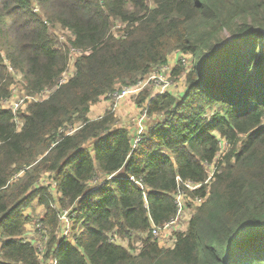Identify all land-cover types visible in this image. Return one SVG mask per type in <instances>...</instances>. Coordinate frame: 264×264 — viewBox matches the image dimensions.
Wrapping results in <instances>:
<instances>
[{
	"label": "trees",
	"instance_id": "obj_1",
	"mask_svg": "<svg viewBox=\"0 0 264 264\" xmlns=\"http://www.w3.org/2000/svg\"><path fill=\"white\" fill-rule=\"evenodd\" d=\"M263 40L264 0H0V264H264ZM177 54L187 90L137 96L140 138L111 110L89 118ZM20 75L28 97L50 94L3 109ZM179 193L195 209L164 248L152 232ZM35 204L42 258L25 237Z\"/></svg>",
	"mask_w": 264,
	"mask_h": 264
},
{
	"label": "rangeland",
	"instance_id": "obj_2",
	"mask_svg": "<svg viewBox=\"0 0 264 264\" xmlns=\"http://www.w3.org/2000/svg\"><path fill=\"white\" fill-rule=\"evenodd\" d=\"M124 29L121 25H117L114 29L115 34L118 35V30ZM61 33H58L60 35ZM61 41L64 39L63 37H58ZM264 41V40H263ZM76 53H74L73 58L71 59L69 66L67 68V72L65 74V77L70 79L75 74V68L74 63L76 61ZM175 67L182 65L186 69H190L192 67V59H188L187 57H183L181 54H177L173 57L171 61V65L157 71L159 75H163V77H159L157 75H152L148 78H146L144 81H140V84H137L135 87H127L126 89L134 90L133 93L127 94L125 96H122L121 98L117 96L122 93L112 94L107 97L108 99L106 102L108 103L109 111L115 113L117 116V120L119 121L118 126L119 127H128L130 131L137 135V139L140 138L145 130L146 125L148 124L147 121L149 120L147 117L146 111L143 109H139L137 105L135 104L136 101H134L137 96L142 93L143 91H148L150 93V97H157L161 94H167V93H176L178 96H183L187 90V84L184 79V77H180L179 79L173 80L171 78L172 70ZM172 68V69H171ZM156 73V72H155ZM161 78V81L153 80L154 78ZM15 79L17 82L14 84V86L11 88L12 95L9 100L4 101L1 106L3 109H11L16 111H24L28 107L27 105L29 103H32L34 101H42L48 98L50 92L45 91L43 94L30 98L27 96V93L23 87L24 80H22L21 75L15 76ZM166 84H169L168 86ZM136 91V92H135ZM105 101H101L97 105L93 106V108H102L105 105H107ZM17 103H20L19 106H15ZM91 109L90 118L93 117ZM214 111H210V115H214ZM23 113V112H22ZM224 147V144H223ZM216 169L215 166L211 167L210 176H213V172ZM46 181V180H45ZM54 187V186H53ZM49 192L53 193L52 187H48ZM196 202V201H195ZM185 209H182L181 215L176 220V223L162 231L161 234H158L157 236H154V239L158 241V243L164 247V248H172L174 246V234L176 232H186L189 226V221L191 216L193 215L195 207H189L187 206L185 200ZM199 205V203L196 202L195 206ZM26 215H29L31 217V222H29L27 225L29 226V229L26 230L25 237L30 241L33 242L34 247L39 250V256L42 258V254L45 251L44 242L42 241V232H41V224L38 223L43 217H44V208L33 205L32 208L28 210ZM71 215L69 212L65 215L66 221L63 222V232L64 235L60 236L61 239L68 238L72 234V221H71ZM60 239V240H61ZM145 239L144 235L136 236L133 240L134 242V250L138 251L141 248L142 241ZM117 243H120L121 245L128 247L129 242L128 241H122L120 239L117 240Z\"/></svg>",
	"mask_w": 264,
	"mask_h": 264
},
{
	"label": "built area",
	"instance_id": "obj_3",
	"mask_svg": "<svg viewBox=\"0 0 264 264\" xmlns=\"http://www.w3.org/2000/svg\"><path fill=\"white\" fill-rule=\"evenodd\" d=\"M164 68H166V67H164ZM164 68H162V69H164ZM162 69H159V70H162ZM159 70H157V71H159ZM157 71H155L153 74H151L150 76H152V75H157V76H159V77H163V75H159L158 74V72ZM67 72V71H66ZM66 74V73H65ZM65 74H63V76H62V78H61V80H60V85H63V84H65L69 79L67 78V77H65ZM149 76V77H150ZM154 78L153 80H157V81H161V78ZM141 82H139L138 84H140ZM167 86L169 85V84H166ZM138 86V85H137ZM133 91L134 90H131V89H126L125 91H123V93L122 94H120V95H118L117 96V98L118 97H122V96H125V95H127V94H131V93H133ZM136 92V91H135ZM117 94V93H116ZM161 95H165V94H161ZM161 95H159V96H161ZM159 96H157V97H159ZM32 98V97H31ZM152 98H156V97H152ZM19 104L20 103H17L15 106H19ZM14 112H17L16 110H14ZM146 113V112H145ZM216 172V169L214 170V172H213V174ZM188 188H190V189H195V187H192L191 185H186ZM197 188V187H196ZM196 202L197 203H199V204H201L202 203V200H200V199H198V200H196ZM176 204H177V214H176V217L170 222V223H168L167 225H165V227H163V228H155L154 230H153V235H155V236H157L158 234H161L162 233V231L164 230V229H166V228H168V227H170V226H172V225H174L175 223H176V220L178 219V217L181 215V213H182V209L184 208L185 209V203H184V197H183V194L182 193H179L178 195H177V199H176ZM67 212L68 211H63V213H61L60 215H59V221L63 224V222L64 221H66V218H65V215L67 214Z\"/></svg>",
	"mask_w": 264,
	"mask_h": 264
},
{
	"label": "crops",
	"instance_id": "obj_4",
	"mask_svg": "<svg viewBox=\"0 0 264 264\" xmlns=\"http://www.w3.org/2000/svg\"><path fill=\"white\" fill-rule=\"evenodd\" d=\"M173 59V58H172ZM172 59H171V61H172ZM171 61H170V64H169V66L171 65ZM174 67H175V65H173ZM172 69V68H171ZM106 102V101H105ZM107 103V102H106ZM95 106V105H94ZM109 106H108V103H107V105H105L104 107H102V108H97V107H95V108H93V106L91 107V109L93 108V111H92V114H93V117L92 118H90V114H89V118L91 119V120H97V119H99V118H101V117H103V115L109 110V108H108ZM90 113H91V110H90ZM175 239V238H174ZM175 242V241H174Z\"/></svg>",
	"mask_w": 264,
	"mask_h": 264
},
{
	"label": "water",
	"instance_id": "obj_5",
	"mask_svg": "<svg viewBox=\"0 0 264 264\" xmlns=\"http://www.w3.org/2000/svg\"><path fill=\"white\" fill-rule=\"evenodd\" d=\"M246 245H247V244H245V245H243L241 248H239V249L234 253V255L237 254V253H239V252H241L242 250H244V249L246 248Z\"/></svg>",
	"mask_w": 264,
	"mask_h": 264
},
{
	"label": "clouds",
	"instance_id": "obj_6",
	"mask_svg": "<svg viewBox=\"0 0 264 264\" xmlns=\"http://www.w3.org/2000/svg\"><path fill=\"white\" fill-rule=\"evenodd\" d=\"M52 264H56V263L54 262V263H52Z\"/></svg>",
	"mask_w": 264,
	"mask_h": 264
}]
</instances>
